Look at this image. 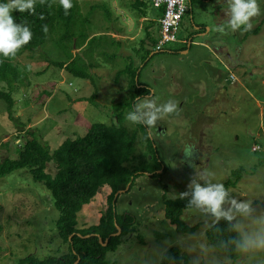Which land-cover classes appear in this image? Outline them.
<instances>
[{
	"label": "rangeland",
	"instance_id": "obj_1",
	"mask_svg": "<svg viewBox=\"0 0 264 264\" xmlns=\"http://www.w3.org/2000/svg\"><path fill=\"white\" fill-rule=\"evenodd\" d=\"M76 1L83 22L76 31L97 37L113 33L115 28L126 35L129 29L135 32L136 24H132L139 15L132 6L134 0ZM257 3L260 14L251 19L248 31H232L224 20H218L223 10L229 19L227 0L187 3L178 39L180 35L186 38L201 25L208 28L210 39L221 34L234 64L230 71L222 70L206 53L204 58L210 65L191 63L181 53L179 41L150 55L140 49L143 33L131 52H122L128 57L121 56L120 47L110 43L100 50L102 54H91L92 49L85 54L72 50L87 63L92 80L72 76L53 64L67 63L65 51L57 45L61 31L40 48L23 52L15 61V80L0 83V90L13 100L9 110L0 99V161L16 158L20 146L32 136L52 152L64 140L83 136L91 124L110 125L120 116L125 129L135 135L136 161L146 165L156 156L163 169L157 172L159 177L138 175L130 188L115 193L114 210L134 219L133 231L123 236L116 251L107 252L104 259L114 264H159L164 252L175 246L184 264H264V248L254 243L241 248L234 261L215 250L205 238V230L217 221L211 214L194 208L184 211L181 219L198 229L192 235H183L174 232L162 211L163 198L180 197L192 176L208 172L212 183L223 184L232 171L242 168L240 181L227 190L230 198L248 203L250 212L233 209L229 222L242 238L255 241L264 237V0ZM121 8L123 14H119ZM121 16L125 22H117ZM124 25L127 28H120ZM74 35L77 37L76 32ZM192 40L198 41L195 37ZM64 43L67 45V41ZM195 49L192 45L191 51ZM131 71L136 83L146 86L147 94L140 98L152 96L158 104L176 101L179 115L166 116L152 129L127 121L126 115L137 102L135 98V104L129 106L135 90ZM139 83L136 86L141 88ZM201 89L206 94H201ZM189 144L196 147L194 167L181 163L183 149ZM46 171L54 173L52 163L47 164ZM109 193L107 186L101 187L80 209L77 229L98 223L108 207ZM230 207V202L225 203L226 210ZM57 217L50 193L31 178L27 169L0 178V264H16L29 254L42 259L66 252L67 246L55 228Z\"/></svg>",
	"mask_w": 264,
	"mask_h": 264
},
{
	"label": "trees",
	"instance_id": "obj_2",
	"mask_svg": "<svg viewBox=\"0 0 264 264\" xmlns=\"http://www.w3.org/2000/svg\"><path fill=\"white\" fill-rule=\"evenodd\" d=\"M135 1L134 6L141 4L138 0ZM0 3H3V0ZM72 3L73 7L67 14L59 5V0H45L43 4L40 0H36L35 14L16 11L12 13L16 23L26 24L30 28L32 39L19 50L14 58L5 59L0 56V83L10 84L11 80H15V61L23 52L40 48L52 41V36L60 31L61 36L57 45L65 51L67 63L53 64L72 76L92 80L87 72V63L82 62L77 54L72 53V50L82 51L85 54L92 49L91 54L99 53L107 43L112 45L113 40L106 41L108 39L106 35L97 37L84 35L80 33V30L76 31L83 22L80 20L82 18L78 2L72 0ZM75 32L77 37L74 35ZM124 70L128 72L129 68L126 67ZM130 74V81L134 84L135 90L131 94L129 106L132 103L135 104L134 101L137 98L135 96L141 97L147 94L146 87L136 86L139 82L136 83L134 80L135 73L131 71ZM10 96L9 93L0 90V99L9 110L13 106ZM117 108L119 109L120 106L118 105ZM117 117V122L110 125L91 124L83 136L64 140L52 152H49L32 136L20 146L16 158H4L0 161V178L16 170L27 169L31 178L48 190L52 205L58 213L55 220L57 235L67 246L66 252L60 255H48L38 259L29 254L18 260L16 264H74L76 261V264H114L104 259L105 254L116 251L120 239L133 231L134 224L131 216L115 212L113 205L115 193L124 190L127 185L130 188L138 175L149 173L148 175L152 177H159L160 174L157 172L163 169L162 162L156 156L146 165L142 160L136 161L135 135L128 132L122 125L123 118ZM48 163L54 166L53 174L46 171ZM243 173L242 168L232 171L223 184L227 189L235 187ZM103 186H107L110 190L105 213L97 224L85 229H77V213L93 200L97 191ZM187 204L188 200L181 197L163 198L164 219L177 234L192 235L198 229L197 225L188 226L181 219L183 212L191 209L187 207ZM117 227L120 229V234L114 235ZM205 238L227 259L236 260L241 248L237 247L233 241L240 240L242 237L231 222L224 219L215 221L205 230ZM159 264H184V258L178 247L171 246L164 252Z\"/></svg>",
	"mask_w": 264,
	"mask_h": 264
},
{
	"label": "clouds",
	"instance_id": "obj_3",
	"mask_svg": "<svg viewBox=\"0 0 264 264\" xmlns=\"http://www.w3.org/2000/svg\"><path fill=\"white\" fill-rule=\"evenodd\" d=\"M40 3H45V0H40ZM35 4L36 0H8L6 3H0V56L3 58H14L19 50L31 41L30 28L26 24L16 23L12 13L16 11L19 13L28 12L30 15L35 14ZM227 4L229 10L227 27L232 31L241 28L244 31L250 30L252 28L251 19L260 14L257 0H227ZM59 5L65 14L73 7L72 0H59ZM219 31L223 32L224 29L220 28ZM170 115H179L178 102L168 100L163 104H158L152 96H146L137 97L133 110L128 112L125 119L132 124H142L152 129L156 127L159 120ZM182 153L184 159L181 163H187L189 167H194L193 161L197 156L195 145H185ZM210 177L211 173L204 172L199 177L194 175L190 178L186 191L179 194L182 199L188 200L187 207L211 214L217 220L224 219L226 221L233 219V209L237 213L250 212L248 203L237 202L235 198H230L225 185L212 183ZM200 180L204 182L200 183ZM227 202H230L231 207L226 210L224 205ZM233 243L244 249L251 243L264 248V237L253 241L245 236L240 240H234Z\"/></svg>",
	"mask_w": 264,
	"mask_h": 264
},
{
	"label": "crops",
	"instance_id": "obj_4",
	"mask_svg": "<svg viewBox=\"0 0 264 264\" xmlns=\"http://www.w3.org/2000/svg\"><path fill=\"white\" fill-rule=\"evenodd\" d=\"M138 1L141 2V4H139L138 6H134V5H136L135 0L132 4L133 8L137 9L136 14L139 15V18L135 19L133 21V24H132L134 26L136 24L135 32L133 33L131 31V29H129L128 35H126V34L121 33L122 30L115 28L113 33L106 34L107 37H109L113 40V43H112L113 46L120 47V49H121L120 54H121V56H124V57H128L129 55L128 54H126L127 56L123 55L122 52L123 53H125L126 51L131 52L133 50L132 49L133 44L138 40V38L142 35V33H143L144 37L139 41L140 49H145L146 53H148L150 55H153L157 52H160V51L156 52V51H151V50H152V47L155 44V42L157 41L158 36H159L158 20L161 16L162 9L161 8H154L151 5L150 0H138ZM191 1L192 0L189 1V5H190ZM127 2H130V1L127 0L126 2H124V0H123L122 3H127ZM123 13H124V9L121 8L119 10V14H123ZM218 17H219L218 20L221 19V21L224 20V22H226L227 17H228L226 10H223V15H219ZM121 21L125 22L124 19L122 18V16H121V20H118L117 22H121ZM138 21H139V24H138ZM126 24L128 26H130L129 23H126ZM220 24L217 26H220ZM204 27H205L204 25H201L199 28H197V30H194V32L189 33V35H191L190 38H189V35H187L186 38L180 35V37H179L180 39H178V41H179L181 53L184 55H187L188 58L190 59L189 61L191 63L201 62V63H204L206 65H210L211 63H209L204 58L205 53H206L207 55L211 56L214 59V61L220 66V68L222 70L225 69L227 71H230L231 68H233L230 65H234V64L232 62V58H231L230 52L228 50V46L225 43V41L222 40V38H224V37L221 34H218V36L220 37L219 44H220L221 48H220V50L216 51L211 47V44L213 42H215V40L217 38H214V36H213L210 39V37H209L210 32H209L208 28L205 29ZM120 28H127V27L124 25ZM194 37H195V40H198V41L192 40ZM108 40L109 39H107L106 41H108ZM192 45H194V47L196 48L195 51H193V52L191 51ZM125 46H128V50L125 49ZM163 50H161V51H163ZM96 69H98V68H96ZM140 86L146 87L142 84H140ZM201 90H202L201 94H206L204 89H201Z\"/></svg>",
	"mask_w": 264,
	"mask_h": 264
},
{
	"label": "built area",
	"instance_id": "obj_5",
	"mask_svg": "<svg viewBox=\"0 0 264 264\" xmlns=\"http://www.w3.org/2000/svg\"><path fill=\"white\" fill-rule=\"evenodd\" d=\"M189 0H150L154 8H161L159 38L154 46L155 51H161L169 43L178 42V30L181 20L187 12Z\"/></svg>",
	"mask_w": 264,
	"mask_h": 264
},
{
	"label": "flooded vegetation",
	"instance_id": "obj_6",
	"mask_svg": "<svg viewBox=\"0 0 264 264\" xmlns=\"http://www.w3.org/2000/svg\"><path fill=\"white\" fill-rule=\"evenodd\" d=\"M190 1V0H189ZM218 0H199V2L200 3H210V2H217ZM214 38H217L216 40H215V42H213V46H212V48L214 49V50H216V51H218V50H220V48H221V46H220V44H219V40H220V37L219 36H215ZM239 52V51H238ZM238 52H236L235 53V55L236 54H238ZM233 59H235V58H233Z\"/></svg>",
	"mask_w": 264,
	"mask_h": 264
},
{
	"label": "water",
	"instance_id": "obj_7",
	"mask_svg": "<svg viewBox=\"0 0 264 264\" xmlns=\"http://www.w3.org/2000/svg\"><path fill=\"white\" fill-rule=\"evenodd\" d=\"M128 187H129V185H127L126 188H125L124 190L118 191V192L116 193V195H118V193H121V192L126 191V190L128 189ZM119 234H120V229L117 227V232H116L114 235H119ZM99 242H100V240H99ZM103 245H104V244H103ZM76 263H77V261H76L74 264H76Z\"/></svg>",
	"mask_w": 264,
	"mask_h": 264
},
{
	"label": "bare ground",
	"instance_id": "obj_8",
	"mask_svg": "<svg viewBox=\"0 0 264 264\" xmlns=\"http://www.w3.org/2000/svg\"><path fill=\"white\" fill-rule=\"evenodd\" d=\"M152 8H153V7H152ZM185 14H186V13H185ZM160 18H161V16H160ZM160 18H159V19H160ZM158 38H159V37H158ZM157 41H158V39H157ZM157 41H156L155 44L153 45L152 50L154 49V46L156 45ZM191 42H192V41H191ZM163 49H164V48H163ZM163 49H162V50H163ZM152 50H151V51H152Z\"/></svg>",
	"mask_w": 264,
	"mask_h": 264
}]
</instances>
